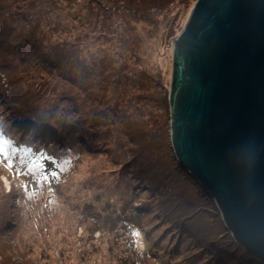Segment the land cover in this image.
Wrapping results in <instances>:
<instances>
[{"label":"rangeland","instance_id":"rangeland-1","mask_svg":"<svg viewBox=\"0 0 264 264\" xmlns=\"http://www.w3.org/2000/svg\"><path fill=\"white\" fill-rule=\"evenodd\" d=\"M196 1L153 0L151 12L141 14L138 9L141 0H30V3L34 2L31 11L37 12L44 22L41 26L46 31V43L59 41L64 55L70 56H62L68 59L66 64L49 62L43 67L44 72L31 67L35 73L33 77H27L30 81L26 85L28 92H32V86L38 108H51L57 112L58 103L61 107H69L70 112L66 111L70 113L67 119L71 124L70 131L80 129L78 132L81 133L83 127L84 132L89 131L99 121L97 127L105 142L99 146V140L89 133L82 141L75 139L82 146L79 143L67 148L58 147L60 151H45L34 145L36 142L31 134L22 138L19 129H13L17 117L12 115V107L5 103L9 99L3 90L4 79L0 74V147L4 149L0 153V219L4 213L2 203L10 206L11 213L5 222L7 231H2L0 226V264H190L184 259L190 256V250L196 248L186 247L189 243L183 239L182 245L176 246L177 235L184 231L179 221L168 219L175 226L170 228L163 217L156 215L157 211H148L140 217L141 202L149 201L144 209L153 207V196L138 183L137 169L114 171L116 161L113 155H121L119 159L125 157L121 153L124 147H115V151L114 131L106 133L102 114L107 105H114L110 111L112 114L117 112L118 116L123 115L122 111H131L135 115L142 113L140 117L143 118L147 117L146 112L156 110V101L145 103L143 99L148 94L157 95L156 86L152 88L147 80L142 81L140 70L166 87L168 99L172 39L183 28ZM108 6H111L112 13ZM124 19L131 20L126 33L119 25L117 34L120 35H116L119 40H108L112 35L108 33L115 25L112 23ZM0 23L3 27L9 26L4 16ZM122 34L126 35L121 37ZM127 37L129 44H135L138 53L123 49L126 42L122 39ZM3 38L5 41L9 39ZM112 46L121 48L119 55L114 53ZM16 49L19 52V47ZM107 56L120 62V67H129L126 74L131 80L124 79V83L122 79L121 87L114 84V80L100 83L94 76L89 80L85 70L81 71L83 67H89V63L98 64L101 59L106 63ZM102 66L99 63V67ZM64 72L70 73L69 78L67 74L63 75ZM86 98L93 101L87 102ZM96 107L103 109H94ZM123 107L128 110H122ZM56 112L50 119L63 117ZM121 122L123 128V120ZM124 142L125 151L132 155L133 145ZM84 144L90 147L87 149ZM110 149L112 155H109ZM64 151L68 153L64 154ZM172 178L179 179L175 175ZM180 189L181 193H187L183 186ZM166 237L172 239L167 246L164 244ZM202 251L197 248V252ZM197 262L203 263L202 258Z\"/></svg>","mask_w":264,"mask_h":264},{"label":"water","instance_id":"water-1","mask_svg":"<svg viewBox=\"0 0 264 264\" xmlns=\"http://www.w3.org/2000/svg\"><path fill=\"white\" fill-rule=\"evenodd\" d=\"M168 101L179 164L264 264V0L195 2L172 39Z\"/></svg>","mask_w":264,"mask_h":264},{"label":"trees","instance_id":"trees-1","mask_svg":"<svg viewBox=\"0 0 264 264\" xmlns=\"http://www.w3.org/2000/svg\"><path fill=\"white\" fill-rule=\"evenodd\" d=\"M141 2V6L138 8L141 14L143 11L150 13L154 8L153 0H141ZM144 3H147L152 7H145L146 4ZM33 5L34 2L30 3V0H0V20L2 21V17L4 16L9 24L8 27H3L0 23V74L4 79L3 86L5 88L3 90L6 93V97L9 99L5 103L12 107V115H16L17 119L15 120L19 123V125L17 123L15 125L13 124L15 127L13 129H19L22 138H24L25 135L27 136V134H31V138L36 142L34 145L39 148L41 147L45 151L46 149L60 151L57 148H61V146L67 148L69 146H76L79 143L81 145V142H76L75 139L80 138L82 141L83 138H88L89 133L92 134L94 139L99 140L97 141L99 146H103L105 137H101L100 128L97 127L99 121H96L89 131L84 132V127L81 133L78 132L80 129L76 132L70 131L69 128L71 127V124L67 120L69 119L68 115L70 114L69 107H61L58 103L57 112L51 108H38V99L33 95L34 91L32 86V92H28L26 85L30 83V81L27 80V77H33L35 73L31 67L44 72L43 67L47 66L49 62L55 61L59 62L60 65L66 64L68 59L63 58L62 56H70L69 54L64 55V51L61 50V43L59 41L56 43H46L44 39L46 31L42 30L41 26L44 22L42 18L38 16L37 12L31 11ZM156 7H158V5ZM108 8L112 13V10L110 9L111 6H108ZM135 15L137 14H134V16ZM138 16L140 15L138 14ZM184 21L185 18L181 21V25H179L180 29L182 28ZM52 22L53 21H50V23ZM130 22V19L113 22L112 25H115L111 28L108 34H115V36L111 35L108 40L115 38L116 40L113 42H117L119 39L116 35H120L117 34V28H119L120 25L122 30L126 33V27L131 24ZM39 27L40 30L37 29ZM95 28L96 26H94V29ZM100 31L104 32V30ZM2 35L8 37V41H5ZM124 35L122 34L121 37ZM36 36L42 38H39L38 40ZM105 36L107 37V35ZM127 40L128 37L126 40L124 38L122 39V42H126L124 44L126 47L123 49L137 52L134 48L135 44H129ZM16 47H19V52ZM112 47L114 53L119 55L121 48L117 46ZM106 60V63L103 62L104 60H100L99 63L103 65L101 68L99 67V63H89V67L81 66V68L83 67L81 71L83 72V70H85L89 80L94 76L96 82L100 83H103L104 81L113 82L114 80L113 83L119 84L120 86L122 84V79H125L126 81L131 80L130 76L126 74L129 69V67L127 68V64H125L127 66L120 67V62H115L114 59H110L108 56ZM137 60H139V58H137ZM41 61H44L45 63ZM77 62L79 61L77 60ZM81 65H83V63ZM48 68L53 69L49 66ZM110 68L111 71L108 72ZM141 71L143 70H140L142 75L140 79L142 81L147 80L149 86L152 88L153 86H156L157 95L152 93L148 94L147 98H143L145 103H154L153 101H156V110L151 109L150 112H146L147 117L141 118L140 116L142 113L135 115L132 114L131 111L125 112L122 110H128V107H123L121 110L122 112L119 111L123 113V115L118 116L117 112L112 114L110 111L111 109L113 110L114 105H107L104 109L108 111L105 110L102 114V116L105 117L103 122L105 124L106 133L113 130L115 134V137L113 138V148L116 151L115 147L118 149L120 147L122 148V146L124 147V149L122 148L121 153H123L125 157L122 156L123 158L119 159L121 155H117L116 157L113 155V158L116 161L113 166L114 171L132 170L131 168L137 169V181H140L138 183H141L142 188H146L150 195L153 196V207H147L146 210L144 207L149 201L143 200L141 202L143 207L139 208L141 211L140 217L147 214L148 211H157L156 215L159 214L163 217V220L167 221L168 225L166 224V226L170 228L175 226H172L171 223L173 222H169L168 219L179 221L184 231L177 235L178 237L175 240L176 246H181L184 240L190 245H187L186 247L191 249L196 248L195 250H190V256L184 259V261H188L190 264H263L248 254L233 239L231 233L225 227L220 217L214 199L209 196L190 173L179 164L170 143L168 123L169 106L166 87L160 83H156L154 80L155 78H152L150 74ZM107 72L108 75H106ZM66 74L67 73L64 72L63 75ZM69 75L70 73L67 74L68 78ZM135 75L136 74L133 76ZM110 76L111 79L109 78ZM86 101H93V99L86 98ZM83 106L84 105L82 104V107ZM75 107L78 109L80 108L79 105H76ZM98 108L96 107L94 109ZM66 110H69V112ZM96 111L95 113H97ZM53 112H56L59 115L61 114L63 117H60L57 120L50 119L52 118L51 114ZM121 117L122 119L120 120ZM122 120L124 123L123 128L120 127V122ZM50 122L52 123L50 124ZM13 125H11V128ZM77 125H79L78 122ZM1 130L0 126V133ZM124 141L133 145L134 152L132 155L125 151L126 147ZM65 143L70 145H65ZM85 146L87 149L90 147L89 145ZM64 152V154L68 153L67 151ZM112 154V150L110 149L109 155ZM174 175L179 179L172 178ZM182 186L187 193H185V191L181 193L182 190L180 187ZM1 199L2 198H0V200ZM2 205L4 213L0 219V226H2V231H7L8 226H6L7 224L5 222L9 215H11L9 212L10 206L8 204L6 205V203H2ZM165 234L166 232L161 234L163 235L162 237H164ZM172 237L175 238L176 234H172ZM165 239H167V242L164 244L167 246L172 239H169V237H166ZM197 248L203 249L204 251L201 253L197 252ZM178 249H173V252H178ZM201 258L203 263L197 262ZM117 259L118 257L116 256L115 260Z\"/></svg>","mask_w":264,"mask_h":264},{"label":"bare ground","instance_id":"bare-ground-1","mask_svg":"<svg viewBox=\"0 0 264 264\" xmlns=\"http://www.w3.org/2000/svg\"><path fill=\"white\" fill-rule=\"evenodd\" d=\"M173 45H174V49L176 50V53L181 51L180 45H179V43L176 40L173 41ZM177 65L175 64L174 73L176 72ZM170 98H171V101H172V89H171Z\"/></svg>","mask_w":264,"mask_h":264},{"label":"snow or ice","instance_id":"snow-or-ice-1","mask_svg":"<svg viewBox=\"0 0 264 264\" xmlns=\"http://www.w3.org/2000/svg\"><path fill=\"white\" fill-rule=\"evenodd\" d=\"M4 151L3 147H0V153H2ZM11 166V165H9Z\"/></svg>","mask_w":264,"mask_h":264}]
</instances>
